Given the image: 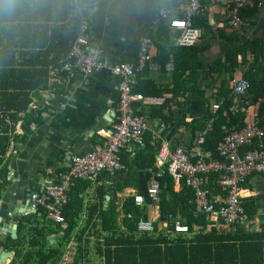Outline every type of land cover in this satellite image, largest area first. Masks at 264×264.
<instances>
[{"label":"crops","instance_id":"1","mask_svg":"<svg viewBox=\"0 0 264 264\" xmlns=\"http://www.w3.org/2000/svg\"><path fill=\"white\" fill-rule=\"evenodd\" d=\"M188 1L100 0L88 10L94 46L102 52L104 59L113 64L126 63L137 67L140 38L147 36L150 39L151 59L137 74L136 82L140 80L143 91L140 94L145 100L135 103L131 112L132 117L141 120L145 127L143 142H131L122 148L115 143L119 135L120 93L118 80L111 73L58 75L52 81L53 87L42 93L41 100L34 101L33 109L40 111V121L30 127L26 139L12 151L5 181L0 179L3 183L0 196V264H9L14 257V252L7 248L8 239L13 237L11 230L14 225H18L19 231L18 220L35 212L29 209L31 193L56 180L59 173L69 167L73 155L94 151L103 156L114 147L108 153L118 154L122 167L101 173L100 183L118 190L120 203L136 192L134 183L126 185L125 174L120 172L128 171L124 163L136 166L151 162V156L157 154L163 141L169 142L171 148H198L197 142L205 132L193 133L191 127H195L196 122L201 127H212L214 119L211 120L210 116L218 110L214 105L226 100L221 95H225L228 89L233 95L236 79L247 78L254 73V78H260L264 83L263 58H259L256 71L251 65V47L260 41L264 43V0L261 6H249L243 10L249 25L239 29L228 25L225 1L200 0L203 11L193 15L192 22L203 29V35L194 47L180 49L178 32L169 26L163 11H169L173 17H182ZM227 51L244 52L237 57L238 63L233 66L234 78L228 85L230 72L227 69L225 72H220V69L212 71L216 62H224ZM184 88L193 90L191 96L182 93ZM239 103H243V98ZM258 108L259 103L248 110V118ZM260 122L264 130V113ZM141 149L147 151V156L141 155ZM149 170L151 167L147 165L145 171ZM175 181V189L179 190L180 181ZM94 188L95 185L88 190L90 200ZM263 194L264 175L252 174L243 188V197ZM109 199L110 195L107 201ZM148 215L149 220L164 226L157 203L149 207ZM259 223L260 217L256 216L250 220L249 228H256ZM52 241L56 243L55 238ZM4 251L13 253L6 263L1 261Z\"/></svg>","mask_w":264,"mask_h":264},{"label":"trees","instance_id":"2","mask_svg":"<svg viewBox=\"0 0 264 264\" xmlns=\"http://www.w3.org/2000/svg\"><path fill=\"white\" fill-rule=\"evenodd\" d=\"M99 1L0 0L2 181H5L12 151L26 139L30 127L40 121L41 113L34 110L33 105L35 100H41L42 93L53 87L50 70L63 64L75 43L83 16ZM244 52L227 51L224 62H216L212 71L220 69V72H225L227 69L230 72L228 85L234 78L232 73L235 71L233 66L238 63L237 57ZM251 54L252 70L256 71L259 58L264 61V43L254 44ZM253 74L247 77L251 82L249 96L243 98L237 113L229 111L234 96L228 89L225 95H221L226 100L216 114L210 116L211 120L214 119L212 127H201L197 122L195 127H191L193 133L205 132L202 148L212 151L215 158L221 159L218 143L230 132L245 126L247 111L257 103L259 108L256 112L260 119L263 117L264 83ZM133 91L143 93L140 80ZM192 91L184 88L182 93L191 96ZM56 94L58 98V90ZM262 142L264 146V137ZM248 149L252 146L244 147L242 151ZM146 153L141 149V155L147 156ZM151 160L136 166L124 163L128 171L119 169L125 174V184L134 183L136 190L120 203L118 190L100 183L102 174L107 173L104 171L98 179H80L70 188L69 201L62 206L64 223L48 219L42 208L20 218L17 237L10 236L7 243V248L14 252L9 264H59L66 245L72 239L77 250L74 264H264V194L243 198L250 220L260 217L256 228L240 225L209 228L205 216L193 213L192 189L181 179L180 189L176 190V179L168 170L159 178V200L152 201L148 194L149 182L159 167L155 166L156 154L151 156ZM147 165L151 170L145 171ZM220 176L214 172L208 175L207 186L213 194L220 191ZM94 185L92 200L93 197L95 199L92 201L88 198V190ZM2 188L3 183L0 182V196ZM138 193L145 196L142 205L135 201ZM108 195L110 199L107 201ZM153 203L159 205L164 226L155 221L153 231L141 232L138 223L142 218H149L148 209ZM171 217H180L187 223L188 232L175 233ZM194 224H202L203 228L196 230ZM53 238L56 243L51 242Z\"/></svg>","mask_w":264,"mask_h":264},{"label":"built area","instance_id":"3","mask_svg":"<svg viewBox=\"0 0 264 264\" xmlns=\"http://www.w3.org/2000/svg\"><path fill=\"white\" fill-rule=\"evenodd\" d=\"M213 3L225 1L228 6V25L234 29L249 25L243 15V10L249 6H261L262 0H210ZM203 11L200 0H189L185 6L184 16L173 17L169 11H163V17L168 19L171 28L178 32V45L183 48L194 47L203 35V29L195 26L192 16ZM87 15L83 16L75 43L66 56L64 62L58 68L50 70L51 79L55 80L58 75H73L80 72L90 76L94 72L108 71L118 80L120 93L118 139L115 143L119 148L128 143L143 142L144 125L141 120L131 115L135 103L145 100L140 93H134L133 89L137 82V74L150 61V39L147 36L140 38L139 65L134 67L130 64H113L102 57V52L94 46L93 32ZM251 89V82L247 78H238L233 82V106L229 109L237 113L241 108L239 100L246 97ZM223 102L214 105L219 109ZM198 141V148L187 149L184 146L171 148L170 143L163 141L156 154L158 171L152 176L148 194L153 202L159 200V178L168 170L176 180L181 179L193 191L194 215L205 216L207 227L217 229L224 226L240 225L249 227L250 218L244 207L242 191L244 184L252 176L258 173L264 175V130L260 124L257 113L252 114L245 126L227 134L218 143L217 150L221 159L215 158L213 152L204 150L202 145L205 135ZM252 146V149L242 151V148ZM112 146L107 150L112 152ZM106 153L101 155L94 151L73 155L69 167L59 173L57 181H49L39 190L31 193L29 209L36 211L42 208L47 212V218L56 222L64 223L62 206L69 201V190L80 179H93L106 170L121 168L118 154ZM220 173V191L213 194L207 186L210 173ZM135 201L142 205L145 196L136 194ZM28 213V211H26ZM172 226L175 233L188 232V224L180 217L173 219ZM198 230L202 224H194ZM155 223L152 220L141 219L138 230L141 232L153 231ZM76 242L72 239L63 252L59 264H74L76 257Z\"/></svg>","mask_w":264,"mask_h":264},{"label":"water","instance_id":"4","mask_svg":"<svg viewBox=\"0 0 264 264\" xmlns=\"http://www.w3.org/2000/svg\"><path fill=\"white\" fill-rule=\"evenodd\" d=\"M17 227H18V225L15 224L14 227H13V229L11 230L13 237H17V232H18L17 231ZM12 257H13V253L8 252V251H6V252L4 251L3 254L1 255V261L3 263H6V261L8 259L12 258Z\"/></svg>","mask_w":264,"mask_h":264}]
</instances>
